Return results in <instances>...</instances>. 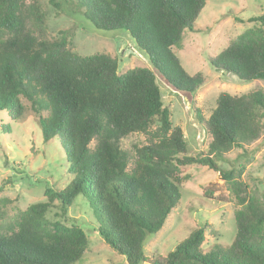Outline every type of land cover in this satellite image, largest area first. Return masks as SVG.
Here are the masks:
<instances>
[{"label": "trees", "instance_id": "16d2710c", "mask_svg": "<svg viewBox=\"0 0 264 264\" xmlns=\"http://www.w3.org/2000/svg\"><path fill=\"white\" fill-rule=\"evenodd\" d=\"M65 2L78 7L96 29L127 31L151 66L119 74L116 59L107 54L83 56L64 37L44 38V13L35 1L0 0V110L17 120L24 111L23 97L35 113L46 112L38 117L43 141L60 138L73 174L64 188L47 187L44 201L28 205L15 225L0 233V264L79 261L87 245L85 233L78 226L50 221L47 212L57 200L65 214L80 194L103 217L97 231L104 242L128 264H141L144 241L161 229L179 203L180 173L190 164L205 165L231 182L240 206L234 212V239L228 247L214 245L203 252L200 227L165 256L151 258V264H264V206L240 195L241 183H234L232 171L217 163L233 148L246 149L259 137L264 89L242 95L220 92L205 121L208 149L189 155L157 83L156 73L180 92H195L203 83L200 72L185 71L172 47L179 46L184 30L194 31L206 0ZM249 20L259 25L208 60L240 83L264 80V14ZM134 132L145 134L146 143L131 153L120 140Z\"/></svg>", "mask_w": 264, "mask_h": 264}, {"label": "rangeland", "instance_id": "374dc122", "mask_svg": "<svg viewBox=\"0 0 264 264\" xmlns=\"http://www.w3.org/2000/svg\"><path fill=\"white\" fill-rule=\"evenodd\" d=\"M36 2L44 13L43 37L48 40L64 37L72 51L86 56L107 54L116 59L119 74L136 67H150L147 55L141 51L125 30L96 29L71 2L56 0H24ZM264 14V0H206L194 21V31H183L178 47H172L182 67L192 75L200 72L203 83L192 93L174 90L159 74L157 83L164 105L170 111L173 126H180L187 143L186 153L197 155L208 149L210 134L205 121L222 91L242 95L264 89V80L240 83L233 75L216 71L209 58L216 56L237 35L259 25L249 18ZM29 23V20L27 21ZM22 115L11 119L7 110H0V233L14 226L17 214L31 203L44 201L45 190L52 186L64 188L73 174L67 170L64 145L59 137L43 141L38 117L30 102L21 98ZM259 137L246 149L233 148L218 160L219 167L231 170L234 183L239 182V194L254 198L264 206V116ZM156 126L153 124L152 127ZM146 143V135L134 132L120 140L122 149L134 152ZM94 141L90 143V147ZM179 184L180 199L161 229L148 235L144 241L145 260L165 256L175 245L197 228H203V252L212 246L228 247L234 239V212L240 207L230 181L219 172L202 164L182 168ZM50 221H59L64 227L78 226L87 237V245L75 264H128L125 257L109 247L98 233L104 225L101 214L92 208L83 195L73 200L62 213L57 200L48 210Z\"/></svg>", "mask_w": 264, "mask_h": 264}]
</instances>
